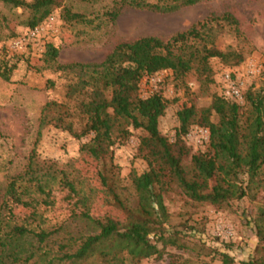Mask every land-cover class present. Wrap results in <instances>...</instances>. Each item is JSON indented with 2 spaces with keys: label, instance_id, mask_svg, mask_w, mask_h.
<instances>
[{
  "label": "trees",
  "instance_id": "trees-1",
  "mask_svg": "<svg viewBox=\"0 0 264 264\" xmlns=\"http://www.w3.org/2000/svg\"><path fill=\"white\" fill-rule=\"evenodd\" d=\"M198 1L120 0V4L167 14ZM0 3L26 13L25 26L32 29L60 8L62 0ZM63 19L69 22L83 17L65 9ZM217 20L240 35L239 23L232 15ZM205 28L206 24L197 23L166 41L147 36L120 42L98 63L60 65L56 62L58 50L46 46L43 57L48 68L68 81L61 101L49 100L42 106L26 164L5 185L0 203V264H138L160 255V242L176 244L175 237L165 236L169 214L163 196L170 191L212 204L264 191V95L260 90L246 91L245 109L221 96H213L206 108L190 105L178 109L179 127L173 142L159 130L168 106L162 91L145 98L139 95L142 79L160 72L170 71L174 80L193 70L209 78V59L227 62L232 58L239 65L237 54L189 43L201 39ZM12 58L4 55L0 61V79L5 82H10L16 68ZM48 83L54 87L53 82ZM194 125L208 131V146L204 153L190 156L182 137ZM49 129L77 140L91 136L80 146V156L86 154L96 162L103 202L120 211L122 220L92 212L96 190H84V178L75 167L77 160L60 164L40 158L36 146ZM131 130L141 132L137 153L147 168L140 174L130 173L129 198L118 192L112 161L113 146L126 141ZM189 156L187 168L183 162ZM248 224L259 245L247 264H264V208ZM218 255L221 264H233L227 253Z\"/></svg>",
  "mask_w": 264,
  "mask_h": 264
},
{
  "label": "rangeland",
  "instance_id": "rangeland-1",
  "mask_svg": "<svg viewBox=\"0 0 264 264\" xmlns=\"http://www.w3.org/2000/svg\"><path fill=\"white\" fill-rule=\"evenodd\" d=\"M65 9L83 19L64 20ZM224 14H230L238 21L240 35L233 33L225 22L217 20ZM27 16L21 9L0 3V61L4 55L8 59L13 56L12 62L16 64L10 82L0 79V203L8 179L23 169L33 148L42 106L49 100L61 101L68 81L45 63L43 54L47 45L58 50L56 62L60 65L98 63L120 42L147 36L166 41L192 25L206 24L202 38L189 43L237 54L241 57L239 65L232 58L227 62L212 58L208 60L209 78L193 70L183 79L174 80L172 73L166 71L145 77L140 83V97L161 90L168 101L159 130L170 142L175 140L179 127L176 111L190 105L206 108L213 96L223 97L224 74L228 73L240 85L243 99L237 104L244 109L247 90H260L264 95V0H199L193 6L167 14L121 6L120 0H62L61 7L49 15L55 18L51 29L29 42L23 52H15L10 49V42L29 30L25 26ZM47 18L38 26L44 25ZM48 82H53L54 87L50 88ZM204 130L194 125L182 137L190 156L207 150ZM131 132L126 141L113 146L112 161L116 167L114 178L118 192L129 198L132 197L130 173L140 174L147 168L137 153L141 132ZM90 138L77 140L66 132L49 129L44 132L36 150L41 159H52L60 164L77 160L75 167L84 178V190L92 187L96 190L92 212L122 220L120 211L103 202L96 162L86 154L80 156V146L88 143ZM190 156L183 162L187 168L190 167ZM261 178L264 179V173ZM163 204L169 214L165 236L175 237L176 244L160 242L161 254L138 264H221L218 253H227L233 258V264H247L256 256L259 243L248 223L255 219L260 208H264L263 190H258L255 195L252 192L241 200L220 204L193 201L178 191H170L163 196Z\"/></svg>",
  "mask_w": 264,
  "mask_h": 264
},
{
  "label": "built area",
  "instance_id": "built-area-1",
  "mask_svg": "<svg viewBox=\"0 0 264 264\" xmlns=\"http://www.w3.org/2000/svg\"><path fill=\"white\" fill-rule=\"evenodd\" d=\"M54 22H55V18L53 16H49L46 22L43 23L44 25L36 26L32 29H29L24 35L11 41L10 49L15 52H23L26 46L29 44V42L35 41L36 39L39 38V36L44 34V32L47 29H51L49 27L53 26L52 23ZM222 80L224 83L223 98L226 100L234 101L236 103H241L243 96L238 82L233 80L228 73L223 75ZM202 132L205 134V137L208 139L209 138L208 131L204 130Z\"/></svg>",
  "mask_w": 264,
  "mask_h": 264
}]
</instances>
